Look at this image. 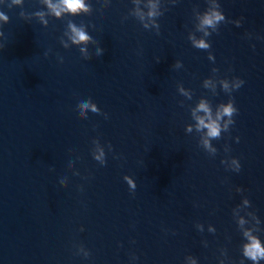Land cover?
Listing matches in <instances>:
<instances>
[{"label":"water","instance_id":"obj_1","mask_svg":"<svg viewBox=\"0 0 264 264\" xmlns=\"http://www.w3.org/2000/svg\"><path fill=\"white\" fill-rule=\"evenodd\" d=\"M84 4L0 0V264H264V0Z\"/></svg>","mask_w":264,"mask_h":264},{"label":"clouds","instance_id":"obj_2","mask_svg":"<svg viewBox=\"0 0 264 264\" xmlns=\"http://www.w3.org/2000/svg\"><path fill=\"white\" fill-rule=\"evenodd\" d=\"M16 3H19L20 0H15ZM49 3V7L53 10L54 14L56 16H59L61 12H70L72 14H78L80 11H87V6L84 4V0H59V4L53 5L50 0H47ZM152 13H150L151 15ZM0 19L7 20V17L4 16L2 13H0ZM220 19H223V17L219 13H213L212 16H205V19L203 21L206 25H212L214 20L218 21ZM73 36L71 37L73 40V43H87L91 37H89L82 29L77 28L75 25H70ZM208 45L205 43L197 42V47L206 48ZM83 51V49H82ZM226 87V85H225ZM81 108L87 110L90 105L87 102H83L80 105ZM92 111H96L95 105H91ZM199 109L204 111L205 113H209L208 107L201 103L199 105ZM223 114L231 116L234 111H236L235 108L232 107V104H228L225 106H222ZM219 119V116L217 117ZM199 124L203 127H206L208 129V136L217 138L220 135V126L219 124L211 120V116L209 114V122L206 123L203 118L199 119ZM131 183V181H130ZM244 255L251 259L252 261H257L259 259H264V247H261L260 242L250 237V243L245 245L244 248Z\"/></svg>","mask_w":264,"mask_h":264}]
</instances>
